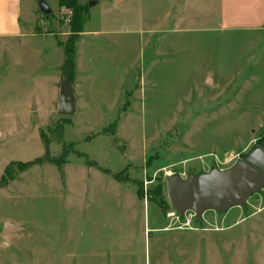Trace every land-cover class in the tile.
I'll list each match as a JSON object with an SVG mask.
<instances>
[{"label": "rangeland", "instance_id": "374dc122", "mask_svg": "<svg viewBox=\"0 0 264 264\" xmlns=\"http://www.w3.org/2000/svg\"><path fill=\"white\" fill-rule=\"evenodd\" d=\"M34 1L27 34L0 38V264H264V189L199 220L172 209L166 184L264 148V28L173 6L185 0H80L85 102L75 73L76 113L63 117L74 17Z\"/></svg>", "mask_w": 264, "mask_h": 264}, {"label": "water", "instance_id": "95a60500", "mask_svg": "<svg viewBox=\"0 0 264 264\" xmlns=\"http://www.w3.org/2000/svg\"><path fill=\"white\" fill-rule=\"evenodd\" d=\"M41 7L48 18L51 10L44 2ZM75 112V95L71 83L65 80L61 85L58 114L71 117ZM166 184L170 205L180 217L192 212L201 220L209 211L222 213L236 207L245 208L247 201L264 189V148L253 149L229 169L215 168L198 175L190 174L186 179L174 175L167 178ZM20 229L5 224L4 233Z\"/></svg>", "mask_w": 264, "mask_h": 264}, {"label": "crops", "instance_id": "0c3cea01", "mask_svg": "<svg viewBox=\"0 0 264 264\" xmlns=\"http://www.w3.org/2000/svg\"><path fill=\"white\" fill-rule=\"evenodd\" d=\"M32 1L33 3L35 2L34 0ZM124 1L125 0H116L115 3L116 5H119L124 3ZM37 2H39V6H41V3L43 2L46 4V2L42 0H37ZM173 6H209V10H211V18L214 19L212 16L215 15L218 23L221 24V26L224 28H264V2L261 3L260 0H215L207 2L206 4H204L203 2L199 3L193 2L192 0H185L183 3H177ZM215 8H217V11ZM238 11H243L242 16L240 15V13H237ZM22 16L23 0H0V38L24 37V35L27 34V31L31 29L33 20L30 21V26L26 28V23L23 22ZM238 16H241V23H238L239 20L234 21L232 19L237 18ZM84 32L81 33L79 41H77L75 67L77 66L79 57L78 45H80V43L82 42ZM74 71L76 73L74 89L76 88L78 90V94L80 97L84 96L85 102V94L81 89V84L78 80V75L75 68ZM84 106L87 108L86 103H84ZM137 197L139 198L138 193Z\"/></svg>", "mask_w": 264, "mask_h": 264}, {"label": "trees", "instance_id": "16d2710c", "mask_svg": "<svg viewBox=\"0 0 264 264\" xmlns=\"http://www.w3.org/2000/svg\"><path fill=\"white\" fill-rule=\"evenodd\" d=\"M59 6L61 8L65 7L67 9L73 11L74 19H73V22L71 23V27H70L71 36H70L69 40L64 44L65 61H64V65H63L64 80H67V81L73 83L74 75H75L74 68H75L76 44L80 38V34L83 32V26L85 23L84 9L79 4V0H59ZM46 146H47V148H46L47 153L45 155H48L49 154V146L47 143H46ZM46 160L49 161L50 159L47 158ZM43 161H44L43 159L39 158V159H36L34 161L21 163V164H19V166L21 167V171L25 172V171L33 168L34 166L42 163ZM107 173H110V172L107 171ZM116 178L118 180H120L119 175H117ZM141 190H142V188L139 187V189H138V196L139 197H142Z\"/></svg>", "mask_w": 264, "mask_h": 264}, {"label": "built area", "instance_id": "2783aa9c", "mask_svg": "<svg viewBox=\"0 0 264 264\" xmlns=\"http://www.w3.org/2000/svg\"><path fill=\"white\" fill-rule=\"evenodd\" d=\"M61 13H62L63 17H72L73 16V11L69 10L65 7L62 9Z\"/></svg>", "mask_w": 264, "mask_h": 264}, {"label": "flooded vegetation", "instance_id": "af4514ba", "mask_svg": "<svg viewBox=\"0 0 264 264\" xmlns=\"http://www.w3.org/2000/svg\"><path fill=\"white\" fill-rule=\"evenodd\" d=\"M245 158V157H244ZM244 158H242V159H244Z\"/></svg>", "mask_w": 264, "mask_h": 264}]
</instances>
